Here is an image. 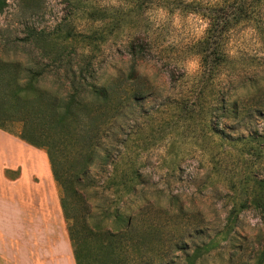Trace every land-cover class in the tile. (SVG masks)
Here are the masks:
<instances>
[{"label": "rangeland", "instance_id": "374dc122", "mask_svg": "<svg viewBox=\"0 0 264 264\" xmlns=\"http://www.w3.org/2000/svg\"><path fill=\"white\" fill-rule=\"evenodd\" d=\"M213 1L7 0L0 12V56L40 54L28 38L53 53L65 47L91 60L100 83L115 90L117 112L103 106L99 118L115 123L101 138L113 161L94 166L85 185H105L107 200L133 209L135 236L152 226L167 242L165 264H257L264 249V9L257 26L240 22L222 34L225 54H212L207 68L199 52L208 20L194 9L205 13ZM136 36L150 48L134 62L128 44ZM4 132L5 156L8 143L9 158L32 168L41 152L50 171L47 180L34 167L30 185H0L8 200L1 207L17 219L4 221L6 229L17 224L27 233L20 244L37 256L48 259L46 248L57 246L75 264L46 152H23L12 140L20 138ZM23 168L6 178L17 182ZM122 247L123 264H155L156 240L140 246L142 260L133 229Z\"/></svg>", "mask_w": 264, "mask_h": 264}, {"label": "trees", "instance_id": "16d2710c", "mask_svg": "<svg viewBox=\"0 0 264 264\" xmlns=\"http://www.w3.org/2000/svg\"><path fill=\"white\" fill-rule=\"evenodd\" d=\"M6 6L7 0H0V12ZM208 6L207 13L194 9L208 20L199 52L200 62L207 68L212 54L219 58L225 54L219 43L223 33L240 22L260 23L264 0H214ZM28 41L35 43L40 54L32 50L35 56L29 60L0 56V129L46 152L53 179L60 187L59 204L75 264H123L122 242L132 229L137 259L144 256L140 246L154 239V262L165 264L167 242L154 237L152 226H143L139 237L135 236L139 228L133 209L125 211L115 200H107L101 191L105 185H85L94 166L105 168L113 161L101 138L115 123L111 120L100 125L99 118L103 106L117 112L120 103L115 90L100 83L91 60H76L65 47L53 53L38 40ZM128 47L134 62L150 48L149 42L138 36ZM262 212L264 218V205ZM183 246L177 248L184 250ZM258 260L257 264H264V249Z\"/></svg>", "mask_w": 264, "mask_h": 264}, {"label": "crops", "instance_id": "0c3cea01", "mask_svg": "<svg viewBox=\"0 0 264 264\" xmlns=\"http://www.w3.org/2000/svg\"><path fill=\"white\" fill-rule=\"evenodd\" d=\"M2 139H6L8 143L11 140V138L9 137V134H6L3 130L0 129V140L2 141ZM12 140H15L16 144L23 148L22 149L23 152L27 153L28 151L29 152L31 151L32 152L31 154L33 155L34 153H36L35 150H38L35 147L22 141L21 139H12ZM8 143H7L6 156H5V151L3 149V146L0 145V185H24V184L30 185L31 183L30 177H31L32 171L35 168L40 169L39 173L41 174L42 178L44 179L48 178L47 175H49V172H50L49 164H48L47 159H45V156L41 152H38L36 159L34 160L35 168L34 167L29 168L28 166L26 167V165L22 164L21 161L19 162V160H11L9 158ZM20 164L23 165L24 167L21 173V177L17 182L11 183V181L6 178L5 171L9 172L11 171V169L13 170L14 168H17ZM2 202H8V200L3 199V197L0 198V264H11L10 255L11 253H14V252L18 255V259L21 260L22 264H26L24 261L26 252L31 254L30 259L34 261L33 264H70L69 259H71V257L68 255L67 252H64V251H60L61 253H59V249L57 246H48L46 248L47 252H45V254H48V259H45L44 256L43 257L37 256L36 252L34 250L30 251V248L28 246H25V247L22 246V244H20V241L23 242V238H24L23 235L26 236L27 233L21 232L18 229L17 224L12 225L13 229L11 233L9 232V230L6 229V224H4V221L8 219V221L16 223L17 219L14 213H10L8 215L6 211L4 212L5 208L1 207L3 206ZM64 239L70 245L68 237L64 235ZM11 240L14 241V244L17 247L15 251H13V247L10 246ZM24 250H26V252ZM71 251H72V248H71ZM46 260L49 263H47ZM56 260H57V263H56Z\"/></svg>", "mask_w": 264, "mask_h": 264}]
</instances>
